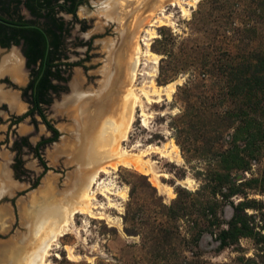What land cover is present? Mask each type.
Wrapping results in <instances>:
<instances>
[{
  "label": "rangeland",
  "instance_id": "374dc122",
  "mask_svg": "<svg viewBox=\"0 0 264 264\" xmlns=\"http://www.w3.org/2000/svg\"><path fill=\"white\" fill-rule=\"evenodd\" d=\"M110 1L88 0L79 7V19L89 27L86 31H83L82 23L71 25V34L66 39L67 61L84 62L82 66L70 69L69 81L63 84L67 91L54 95L46 110L48 119L61 136L42 150L49 170L35 189L31 187L43 167L25 148L22 158L27 172L18 176L13 168L15 152L11 147L17 137H28L30 143L36 145L51 133L38 116L37 128L30 122V117L19 124L12 122L13 117L30 108L21 91L29 82V70L23 67L26 82L22 85L7 73L0 76V90L10 96L16 95L18 102L26 106L24 112L17 113L11 111L9 102L0 103V163L7 162L4 172L11 182V195L0 198V208L10 209L9 221L0 227V243H7L18 233H25L22 216L31 211V200L39 196L46 179L51 181L53 192L49 197L52 200L65 197L72 191V179L81 166L73 162V156L69 158L68 152H55L54 149L65 136L70 138L64 128L71 126L73 120L61 109L74 99L75 78L77 75L81 77L80 91L93 92L95 100L115 93L118 89L115 84L105 87L107 78L101 73L102 66L111 65L113 80L122 75L121 57L126 55L137 17L153 14L138 38L143 50L144 40L149 39L150 56L141 58L134 83L141 100L135 109L128 137L122 142L123 149L142 155L149 172L131 164L118 165L116 169L108 167L110 172L101 173L93 187L94 198L89 200L93 215L75 212L70 200L63 198L68 224L52 244L46 260L48 264H264V245L261 247L251 238H242L237 245L221 250L215 237L203 229L205 221L197 208L188 221L168 218L160 206L161 200L170 205L177 199H197L186 192L194 193L202 185L199 175L205 173L208 161L202 153L212 147L216 150L229 147V136L214 143V131L218 126L215 112L228 119V134L232 135L243 112L251 114L259 110L257 102L231 96L227 80L231 69L248 66L257 57L264 58V6L261 0H130L131 10L138 1L140 4L128 13L123 25L105 18L104 11ZM161 1L163 7L154 11L152 7ZM21 13L25 18H31L24 8ZM61 15L67 22H72V16ZM147 32L154 33V36L150 37ZM113 41L115 47L109 54L105 47ZM164 52L167 55H163ZM0 54L1 63L16 56L22 58L18 46L0 50ZM7 76L10 82L6 80ZM170 84L173 87H169ZM153 86L159 93H152ZM142 88L150 91L152 99L157 102L148 101L141 92ZM192 107L201 110L202 118L177 134L174 128L178 116L185 110L191 112ZM143 119L147 122L145 125ZM262 120L264 125V118ZM69 143L74 144L73 154L80 151L81 140L74 143L69 140ZM260 146L263 149L252 161L251 171L233 172L238 179L261 176L264 141ZM247 192L249 198L256 201L255 209H250L249 214L260 229L264 228V194L256 189ZM240 199L241 196L235 201ZM42 201L45 198L40 196ZM20 202L25 205V213L19 209ZM219 214L222 219L229 220L232 209L224 204ZM261 231L264 233V229ZM198 232L203 235L195 240ZM67 247L72 249V257Z\"/></svg>",
  "mask_w": 264,
  "mask_h": 264
},
{
  "label": "trees",
  "instance_id": "16d2710c",
  "mask_svg": "<svg viewBox=\"0 0 264 264\" xmlns=\"http://www.w3.org/2000/svg\"><path fill=\"white\" fill-rule=\"evenodd\" d=\"M88 0H0V46L10 48L21 46L26 59V66L30 78L26 87L22 88V98L29 103V110L13 117V124H19L28 117L31 123L38 127L37 116L51 133L43 137L36 145L30 143L28 137H17L11 150L15 152L13 168L18 176L26 174L23 150L26 148L34 154L43 172L32 185L38 187L41 178L49 170L42 150L48 145L57 142L60 131L48 119L46 110L53 102V96L67 91L63 84L69 81V71L75 66H82L84 61L68 62L65 53L66 39L71 34V25L82 23L83 31L89 27L79 19V7ZM264 6V0H261ZM30 12L27 19L21 13V6ZM62 13L71 14L72 22H67ZM163 55H167L164 52ZM164 60V59H162ZM227 87L229 94L235 98L249 102H257L255 113L243 112L240 124L234 128L232 135L228 134L230 126L228 119H224L220 112H215L218 126L214 131V143H220L226 136L230 137L229 147L225 150H216L212 147L202 155L207 158V169L200 173L202 185L194 193L186 192L197 199H177L167 205L161 200L160 206L168 218L173 220L188 219L194 215L197 208L201 219L205 221L203 229L211 233L219 243L221 250L237 245L242 238H251L258 246L264 245V233L255 222L250 209H255L256 201L250 199L248 190L256 189L264 194V168L259 178L238 179L234 171H251L252 161L257 159L264 141V58L257 57L255 62L248 66L236 67L229 72ZM259 111L262 113L260 114ZM203 113L192 107V111H184L177 118L175 132L181 133L184 129L202 118ZM244 115V116H243ZM146 179L145 176H142ZM150 185V184H149ZM157 193V190L150 185ZM180 193V191H179ZM242 199L235 201L237 197ZM199 198V199H198ZM228 205L232 209V216L224 220L219 214L220 208ZM203 231V230H200ZM203 232L194 236L199 240Z\"/></svg>",
  "mask_w": 264,
  "mask_h": 264
},
{
  "label": "bare ground",
  "instance_id": "6f19581e",
  "mask_svg": "<svg viewBox=\"0 0 264 264\" xmlns=\"http://www.w3.org/2000/svg\"><path fill=\"white\" fill-rule=\"evenodd\" d=\"M194 1L199 2L200 0ZM139 4L138 1L135 10ZM163 5L164 2L161 1L152 8L155 11L161 9ZM130 6V0H111L104 11V16L110 22L123 25L128 13L134 11V9L131 10ZM182 11L186 13V10L183 9ZM152 15H146L143 18L141 15L137 17L134 31L127 43L126 55L121 57L123 58L121 64L124 68L122 75L113 80L111 78V65L102 66L104 68L101 73L107 78L105 87L108 88L109 85L115 84L118 88L115 93L95 100L93 92L82 93V89L80 91V84L83 81L80 79L81 77L77 75L75 78L73 85L74 99L65 104L61 109L62 111L60 110L73 120L71 126L64 128V131L70 134V138L65 136L64 141L57 145L54 150L55 152H68L69 158L71 159V156H73V162L79 163L81 169L78 168L77 174L72 179V191L65 197L55 200L50 199L49 196L53 192L51 181L50 179L44 181L43 189L38 193L39 196H32V200L30 199L33 201L31 211L22 216L23 225L26 229L25 233H18L12 241L0 243V264H48L46 257L49 256V250L52 244L62 235L64 227L68 224L67 207L63 203V198L70 200L75 212H87L93 215L89 206L90 198H94L93 187L101 173L110 172L108 167L116 169L118 165L131 164L141 171L149 172L142 155L133 154L123 149L122 142L128 137L135 109L141 100L134 83L137 79L141 58L150 56V41L149 39L144 40L145 50H143L138 38L143 27L150 23ZM151 26H153V23ZM148 34L150 37L154 36V33L150 32ZM114 47L115 42L113 41L105 48L111 54ZM155 63H158L157 59H155ZM6 73L21 85L26 82L23 76V62L18 56L12 58V60L4 59L2 63L0 62V76ZM172 85L170 84L169 87ZM153 88V94L159 93L154 86ZM141 92L148 101L157 102V100L152 99L150 91L142 88ZM17 99L16 95L10 96L0 90V102L7 101L10 103L12 112L22 113L25 111L26 106L20 104ZM146 123V120L143 119V124ZM69 140L73 143L81 140L82 145L78 153L73 154L74 144L69 143ZM174 147L177 151V146L174 145ZM10 186L9 175L3 170L0 176V198L9 192ZM40 196L44 197L45 201L40 202ZM24 206L23 203H19V209L22 213H25ZM9 210L7 207L0 208V227L9 221ZM66 250L69 256L72 257V249L67 247Z\"/></svg>",
  "mask_w": 264,
  "mask_h": 264
},
{
  "label": "flooded vegetation",
  "instance_id": "af4514ba",
  "mask_svg": "<svg viewBox=\"0 0 264 264\" xmlns=\"http://www.w3.org/2000/svg\"><path fill=\"white\" fill-rule=\"evenodd\" d=\"M22 8H24V9L28 12V14L30 15V17H31L30 12L24 7V5L21 6V10H22ZM65 14H66V15H70V16H72L71 14H67V13H65ZM23 15H24V14H23ZM61 16L64 18L63 15H61ZM72 18H73V16H72ZM64 19H65V18H64ZM18 47L20 48L21 54L23 55L21 46H18ZM5 49H7V48H5ZM22 55H21V56H22ZM21 59H22V61H23V67H25V68L28 70V68H27V66H26V59H25L24 55L22 56ZM24 63H25V66H24ZM6 75H7V74H6ZM29 78H30V74H29ZM6 80L10 82V79H9L8 76H7ZM0 89H1V87H0ZM1 90H2V89H1ZM2 102H5V101H1L0 103H2ZM1 227H2V226H1Z\"/></svg>",
  "mask_w": 264,
  "mask_h": 264
},
{
  "label": "crops",
  "instance_id": "0c3cea01",
  "mask_svg": "<svg viewBox=\"0 0 264 264\" xmlns=\"http://www.w3.org/2000/svg\"><path fill=\"white\" fill-rule=\"evenodd\" d=\"M6 161H7V160H6ZM6 163H7V162L0 163V174H1L2 171L4 170V167H5ZM9 181H10V179H9ZM10 187H11V186H10ZM10 187H9V188H10ZM8 190H9V189H8ZM8 190H7V191H8ZM7 191H6V192H7ZM6 192H5V193H6ZM5 193H4V194H5Z\"/></svg>",
  "mask_w": 264,
  "mask_h": 264
},
{
  "label": "water",
  "instance_id": "95a60500",
  "mask_svg": "<svg viewBox=\"0 0 264 264\" xmlns=\"http://www.w3.org/2000/svg\"><path fill=\"white\" fill-rule=\"evenodd\" d=\"M1 22H4L3 20L0 19ZM5 48H3L2 46H0V50H3ZM23 56V55H22ZM6 195H11V192H8Z\"/></svg>",
  "mask_w": 264,
  "mask_h": 264
}]
</instances>
